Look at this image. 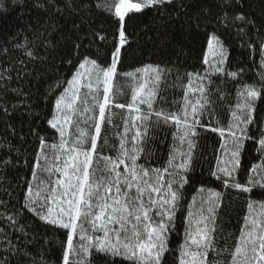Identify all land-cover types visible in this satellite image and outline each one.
Here are the masks:
<instances>
[{
  "label": "snow or ice",
  "instance_id": "obj_1",
  "mask_svg": "<svg viewBox=\"0 0 264 264\" xmlns=\"http://www.w3.org/2000/svg\"><path fill=\"white\" fill-rule=\"evenodd\" d=\"M8 3L0 0V13ZM31 7L35 25L0 39V264H52L49 244L59 264H264V0L259 27L243 11L246 0ZM147 16L180 21L184 38L202 33V66L183 67L175 36L176 59L129 64L131 24ZM229 25L258 60L250 79L219 35ZM229 81L232 89H222ZM165 129L171 140L161 157L154 138ZM207 133L218 134L219 146L204 180L194 161ZM26 136L28 156L18 146ZM249 153L255 160L245 163ZM226 192L242 194L246 207L238 232L227 235Z\"/></svg>",
  "mask_w": 264,
  "mask_h": 264
},
{
  "label": "trees",
  "instance_id": "obj_2",
  "mask_svg": "<svg viewBox=\"0 0 264 264\" xmlns=\"http://www.w3.org/2000/svg\"><path fill=\"white\" fill-rule=\"evenodd\" d=\"M27 6L13 5L11 0L8 3V11L5 13H0V39H6L10 34L17 32L25 28L30 23L35 25L37 12L31 7V0H26ZM246 4H250L251 7H245L243 11L252 13L257 21V27L260 26L261 10H260V0H246ZM180 21H166L157 20L154 21L151 16L144 17L140 20H135L131 24V29L134 30L136 35L133 37V49L135 53L129 60V64H136L140 60H145L150 58L153 61L167 62L169 60L176 59L179 54L177 52L178 46L173 42V36L181 40L183 44L184 55L180 56V60L183 62L187 60V63L183 64V67H188L191 70L192 65L201 67V61L206 52V40L203 34L192 33L191 35L185 34V37H181L180 32ZM230 30L220 29L219 35L229 51L230 59L233 60V64L243 63L246 72H249V76L246 79H250L255 73L254 71H249L252 68L253 60H257L255 56L251 59L245 54V49L241 47L243 39L237 37L235 28L229 25ZM251 51V49H248ZM190 55V58H188ZM258 63V60H257ZM116 87H120L117 83ZM222 89L231 90L232 84L221 83ZM233 96L235 95L233 91ZM171 97V93H169ZM121 102H124L125 97H120ZM120 112L121 110H115ZM217 112L222 117L223 120H227V110L225 107L218 105ZM261 118L264 119V113H261ZM27 119V118H25ZM117 123H119V118H117ZM17 127L20 128L21 125L19 121L17 122ZM42 128H46V124L41 125ZM28 125L23 126V130L27 133ZM169 129L164 131H157L155 135V148L158 149L157 155L161 157H166L168 153V146L171 137L169 134ZM168 136V140L165 137ZM31 137H27L25 141H19L18 146L21 151L25 153V156L29 155V149L33 147L30 143ZM199 148L196 151V160L194 161L195 177L198 179H208V172L210 165H214V150L219 146V136L217 133H207L199 141ZM219 155V153H215ZM255 156L249 153L245 160V163L254 161ZM23 174V172L21 173ZM8 180L15 182L16 176L13 173H9ZM198 186V185H197ZM215 185V182L213 184ZM224 207L221 212L220 223L223 226L225 235L233 232H238L239 228L243 223V216L246 214L245 200L242 194H237L234 192H226L223 201ZM36 229L40 235L41 243L45 242V229L43 226L37 224ZM46 239L52 241L53 244H58L56 238L48 233ZM51 248V254L48 255L47 259L52 262V264H59V251L58 247H53L49 244Z\"/></svg>",
  "mask_w": 264,
  "mask_h": 264
}]
</instances>
